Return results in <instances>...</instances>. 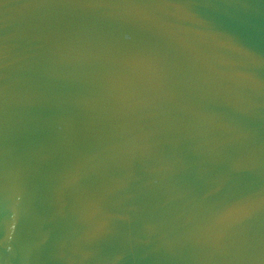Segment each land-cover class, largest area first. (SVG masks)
Masks as SVG:
<instances>
[{
	"label": "water",
	"instance_id": "water-1",
	"mask_svg": "<svg viewBox=\"0 0 264 264\" xmlns=\"http://www.w3.org/2000/svg\"><path fill=\"white\" fill-rule=\"evenodd\" d=\"M0 264H264V0H0Z\"/></svg>",
	"mask_w": 264,
	"mask_h": 264
}]
</instances>
